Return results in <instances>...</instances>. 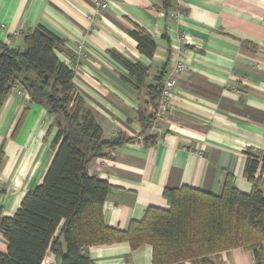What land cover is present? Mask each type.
Wrapping results in <instances>:
<instances>
[{"label": "crops", "instance_id": "0c3cea01", "mask_svg": "<svg viewBox=\"0 0 264 264\" xmlns=\"http://www.w3.org/2000/svg\"><path fill=\"white\" fill-rule=\"evenodd\" d=\"M94 1L0 0V44L24 50L25 37L38 27L54 33L63 40L56 51L60 62L81 55L73 83L104 139H132L89 166L91 176L111 186L103 207L107 227L128 231L150 208L167 210V188L219 196L231 178L239 192L250 194L247 160L264 151V0H174L169 12L161 0H107L105 10ZM135 28L155 41L152 58L129 35ZM176 51L188 69L178 77L156 145L147 148L139 143V117L153 111L148 88L158 80L164 85ZM112 54L144 66V84L137 86ZM18 91L0 111V219L16 214L54 157L55 117ZM260 176L264 191V170ZM6 251L0 233V252ZM85 255L92 264H153L149 245L89 247ZM42 264L59 262L48 251ZM178 264H255V258L250 250L234 249L207 263Z\"/></svg>", "mask_w": 264, "mask_h": 264}, {"label": "trees", "instance_id": "16d2710c", "mask_svg": "<svg viewBox=\"0 0 264 264\" xmlns=\"http://www.w3.org/2000/svg\"><path fill=\"white\" fill-rule=\"evenodd\" d=\"M161 1L166 12L173 9L174 0ZM129 35L141 54L152 58L157 47L153 38L140 28ZM24 40V50L0 44V111L11 91L19 87L30 102L55 117L57 134L43 182L27 193L12 218L0 219V233L7 242L0 264H42L48 251L59 264H92L85 255L87 248L123 242L132 250L151 246L153 264L207 263L210 256L234 249L250 250L255 264H264V191L261 176L256 177L258 170H264V151L247 160L244 174L252 185L248 195L239 192L231 178L219 196L189 187L167 188L163 194L167 210L150 208L128 231L109 228L103 207L111 186L91 176L89 166L132 139H104L75 89L74 72L57 58L63 40L41 26ZM111 57L137 86L144 84V66L116 54ZM162 88L160 80L148 88L154 109L139 117L142 144L147 148L160 137L151 128ZM2 160L0 153V164Z\"/></svg>", "mask_w": 264, "mask_h": 264}, {"label": "built area", "instance_id": "2783aa9c", "mask_svg": "<svg viewBox=\"0 0 264 264\" xmlns=\"http://www.w3.org/2000/svg\"><path fill=\"white\" fill-rule=\"evenodd\" d=\"M95 6L99 10H105L108 6L107 0H95L94 1ZM172 17H177V14H171ZM18 35V34H15ZM82 54V53H81ZM172 72L165 80V83L163 85L162 91H161V97L158 105L157 115L155 119V123L153 127L151 128V132L153 134H156L158 132V128L160 127L161 123H165L168 119L169 112L171 110L173 97H174V91L177 88L178 85V77L183 75L187 69L188 66L184 61V56L182 51H176L174 56L172 57ZM81 62V55L77 57H73L70 62L67 64V66L74 72L77 70L78 64ZM19 89L18 94L23 95L24 92L21 91L19 87H16ZM140 145H142V139L139 140Z\"/></svg>", "mask_w": 264, "mask_h": 264}, {"label": "rangeland", "instance_id": "374dc122", "mask_svg": "<svg viewBox=\"0 0 264 264\" xmlns=\"http://www.w3.org/2000/svg\"><path fill=\"white\" fill-rule=\"evenodd\" d=\"M18 93V92H17Z\"/></svg>", "mask_w": 264, "mask_h": 264}]
</instances>
